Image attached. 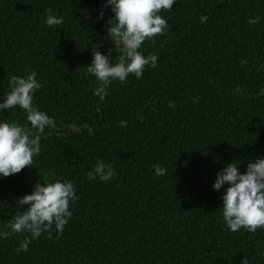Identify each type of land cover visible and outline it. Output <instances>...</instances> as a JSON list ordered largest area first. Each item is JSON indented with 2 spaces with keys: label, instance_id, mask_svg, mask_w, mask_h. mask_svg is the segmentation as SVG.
<instances>
[{
  "label": "trees",
  "instance_id": "16d2710c",
  "mask_svg": "<svg viewBox=\"0 0 264 264\" xmlns=\"http://www.w3.org/2000/svg\"><path fill=\"white\" fill-rule=\"evenodd\" d=\"M0 264H264V0H0Z\"/></svg>",
  "mask_w": 264,
  "mask_h": 264
}]
</instances>
